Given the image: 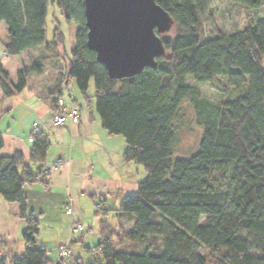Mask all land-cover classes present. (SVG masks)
Returning a JSON list of instances; mask_svg holds the SVG:
<instances>
[{
    "label": "trees",
    "instance_id": "trees-1",
    "mask_svg": "<svg viewBox=\"0 0 264 264\" xmlns=\"http://www.w3.org/2000/svg\"><path fill=\"white\" fill-rule=\"evenodd\" d=\"M53 1L66 23L78 25L69 54L59 25L46 40ZM156 1L173 19L168 32L155 30L164 53L155 58L154 67L116 79L87 45L83 0H0L8 56L45 46L57 51L59 62L63 59L45 89L51 110L61 109L58 101L74 80L86 106L94 97L107 134L124 138L125 161L140 164L146 173L116 209L125 216L120 232L102 221L99 242L85 247L96 256L91 264H264V17L232 32L204 36L201 13L212 0ZM234 1L254 10L262 0ZM42 67L35 61L17 70L13 82L0 61L2 97L21 91L28 74ZM189 76L223 91L224 79L238 92L210 107L198 88L188 84ZM91 79L93 96L88 93ZM187 100L201 134L194 150L185 154L179 153L177 142ZM32 135L25 157L20 150L1 153L0 133V196L18 204L28 245L19 255L0 252V264L51 263L45 249L35 244L39 221L27 208L24 192L26 185L46 183L50 172L43 168L50 141L44 131ZM109 211L113 209L97 204V213Z\"/></svg>",
    "mask_w": 264,
    "mask_h": 264
},
{
    "label": "crops",
    "instance_id": "crops-1",
    "mask_svg": "<svg viewBox=\"0 0 264 264\" xmlns=\"http://www.w3.org/2000/svg\"><path fill=\"white\" fill-rule=\"evenodd\" d=\"M1 63L5 68V63ZM59 63L58 57L54 59L56 67ZM56 67L47 85L39 83L40 87H37L35 83L45 71L42 67L39 73L28 74L27 84L21 91L9 97H2L0 92L1 153L20 150L28 157L32 134L35 131L47 133L50 145L45 164L57 167L47 175L46 183L35 182L24 187L27 208L39 221L35 244L45 249L50 264H91L96 256L85 247L99 242L102 221L115 232H120L119 224L125 216H118L116 209L124 195L136 191L141 179L132 171L133 161L124 159L125 141L107 134L97 112L92 111V102L89 106L83 103L72 80L69 83L72 94L69 95L79 104V118L76 122L65 121L61 125L51 122L52 110L44 89L53 80L58 70ZM7 72L10 80L15 82L16 72ZM62 99L65 106L74 105L70 97ZM134 167L140 171L138 166ZM31 200L38 203L32 204ZM111 200L112 207H108ZM97 204L113 209L110 221L100 219L103 214L96 212ZM47 206L51 208L48 216L45 214ZM18 207L17 203L7 202L0 196V233L15 239L12 250L8 244L0 251L9 257L19 255L28 246L23 237H18L26 225L25 219L19 216ZM67 208H71V213H66ZM37 210L38 216L35 214ZM108 213L104 216H110ZM78 222L82 229L72 231L73 223ZM65 243H69L70 256L64 262L59 259L58 246ZM73 249L77 257H74ZM90 258L93 260L89 261Z\"/></svg>",
    "mask_w": 264,
    "mask_h": 264
},
{
    "label": "rangeland",
    "instance_id": "rangeland-1",
    "mask_svg": "<svg viewBox=\"0 0 264 264\" xmlns=\"http://www.w3.org/2000/svg\"><path fill=\"white\" fill-rule=\"evenodd\" d=\"M258 17H264V0L261 1V4L258 8L254 10H250L247 7H245L242 4L237 3L234 0H212L211 3L205 6V10L201 13V20L203 25V35L208 36L215 34L218 31L222 32H232L238 29H241L248 25L249 23H252L256 18ZM59 25L61 30L65 34V41H64V48L67 54H69L70 49L73 45L74 41V35L76 32V29L78 27L75 23H66L63 16L60 13V9L56 4V1H53L49 3L48 10H47V16H46V40L52 39L53 35V28ZM7 40V30L4 22H0V61L5 63V68L10 71L11 74H14V72H17V70L29 66L35 61L41 62L43 67L45 68V71L42 73L40 80H38L36 83L37 87H40L39 83L47 85L49 83V77L51 75V72H54L56 65L53 64L54 59H57V51L53 50L51 47H45V46H38L34 48H30L28 50L23 51L22 54L19 56H8L4 51V43ZM60 62H63V59H60ZM59 67V65H57ZM56 67V68H57ZM224 79L220 81L221 85L224 86L225 90H219L214 85H212L209 82H198L195 81L192 77L187 78V82L190 85H194L198 88L200 92V97L205 100L207 103H209L210 107L215 106L220 101L231 97L235 95L237 92L232 89L231 87H228L224 84ZM72 85L76 91L77 88L75 87L74 80L72 81ZM45 90V89H44ZM1 92V91H0ZM95 88H94V81L93 79L90 80L88 93L90 95H94ZM69 94H72L71 87L69 86L68 89H64L62 93V97L65 99H68ZM92 111L95 112L94 107V97H92ZM78 109L79 106L75 104ZM55 112H51V115ZM182 117L179 119V130H178V142H177V149L179 153H189L191 150H194L198 143L199 136L201 134V127L197 124L196 114L193 107V104L190 101H185L182 106L181 111ZM50 115V119H51ZM121 140H124V138L121 135H116ZM177 151V152H178ZM178 153V154H179ZM134 166H138L139 170H134ZM132 171L133 173L139 175L140 179L142 180L146 173L141 167L140 164L133 162L132 163ZM136 171V172H135ZM139 172V173H138ZM41 183V182H40ZM28 185H26L27 187ZM113 200H111L108 207H112L111 203ZM32 204L38 203V201L34 202L31 200ZM113 205V204H112ZM104 207L103 205H101ZM50 209L47 206V209L45 210V214L48 216L50 214ZM110 216H104L101 215L100 219L108 220L110 221V218L113 217L114 214L113 211H109ZM108 213V214H109ZM36 216H38V210L36 211ZM105 217V218H104ZM26 225H24V228L20 230L19 236L22 237V232L25 231ZM14 240L12 237H5V235H2L0 233V246L3 249H6V245L10 244L11 249L14 248ZM74 251V249H73ZM7 253H10L9 250H6ZM75 254V251H74ZM77 254L74 255V257ZM93 258H90L89 261H92Z\"/></svg>",
    "mask_w": 264,
    "mask_h": 264
},
{
    "label": "water",
    "instance_id": "water-1",
    "mask_svg": "<svg viewBox=\"0 0 264 264\" xmlns=\"http://www.w3.org/2000/svg\"><path fill=\"white\" fill-rule=\"evenodd\" d=\"M87 45L111 78L156 65L165 51L160 36L173 19L156 0H83Z\"/></svg>",
    "mask_w": 264,
    "mask_h": 264
},
{
    "label": "built area",
    "instance_id": "built-area-1",
    "mask_svg": "<svg viewBox=\"0 0 264 264\" xmlns=\"http://www.w3.org/2000/svg\"><path fill=\"white\" fill-rule=\"evenodd\" d=\"M58 105L61 106V109L51 115V122L54 125H61L65 121L76 122L78 120L79 109L75 104L71 106H65L63 99L61 98L58 101ZM56 167L57 166L53 164L51 166H45L43 170L49 173ZM66 213L67 214L71 213V208H67ZM81 229H82V226L79 222L73 223L72 231H78ZM58 255L61 261H64V262L66 261V259L70 256L69 243L61 244L60 246H58Z\"/></svg>",
    "mask_w": 264,
    "mask_h": 264
}]
</instances>
